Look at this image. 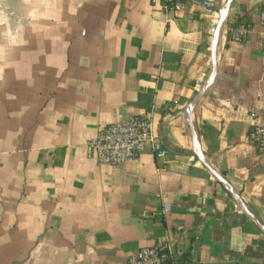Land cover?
Wrapping results in <instances>:
<instances>
[{
    "label": "crops",
    "instance_id": "1",
    "mask_svg": "<svg viewBox=\"0 0 264 264\" xmlns=\"http://www.w3.org/2000/svg\"><path fill=\"white\" fill-rule=\"evenodd\" d=\"M181 1L176 14L153 0H0V264H126L160 243L177 264H264V234L195 155L264 226V147L248 140L264 124L263 0L230 3L191 117L228 0ZM237 18L254 25L243 42L226 38ZM136 115L166 156L98 163V129Z\"/></svg>",
    "mask_w": 264,
    "mask_h": 264
},
{
    "label": "built area",
    "instance_id": "2",
    "mask_svg": "<svg viewBox=\"0 0 264 264\" xmlns=\"http://www.w3.org/2000/svg\"><path fill=\"white\" fill-rule=\"evenodd\" d=\"M166 13H184L190 5L181 0H153ZM215 20L210 23L214 32L218 14L213 12ZM259 25L264 28V0L259 7ZM254 30V25L245 19L237 18L227 27L226 38L231 42H243ZM204 81V80H203ZM250 143L264 147V124L254 125L248 132ZM98 163L119 166L135 159L149 149L157 158H164L168 153L166 147L154 132L150 117L136 115L124 121L112 122L98 129L90 142ZM167 212L171 205L163 203ZM126 264H177L172 258L170 246L160 243L151 247H141L136 253L128 256Z\"/></svg>",
    "mask_w": 264,
    "mask_h": 264
},
{
    "label": "water",
    "instance_id": "3",
    "mask_svg": "<svg viewBox=\"0 0 264 264\" xmlns=\"http://www.w3.org/2000/svg\"><path fill=\"white\" fill-rule=\"evenodd\" d=\"M231 2H232V0H228L226 2V4L224 5V7L221 8V10L218 13V21H217V25H216L214 32H213V35H212V44H211V54H212V61H213L212 70H211L209 77L207 78V80L203 84L201 90L197 93L196 97L193 99V101L188 106L189 117H191L193 107L196 105V103L198 102L200 97L208 89V87L210 86V84L212 83V81L214 79V76L216 73V60H215L216 45H217V42L219 39L221 24L224 20V17H225V15L229 9ZM195 144H196V139H195ZM195 155L198 158V160L200 161V163L214 177V179L217 180L218 182L222 183L230 191L232 197L234 198V200L236 202L238 209L244 215H246L252 221V223L264 234V226L262 224H260L259 221L257 220V218L248 210V208L246 207V205L244 204V202L242 201L240 196L229 188L227 181L206 162L202 152L199 150V148L197 146H196V150H195Z\"/></svg>",
    "mask_w": 264,
    "mask_h": 264
},
{
    "label": "trees",
    "instance_id": "4",
    "mask_svg": "<svg viewBox=\"0 0 264 264\" xmlns=\"http://www.w3.org/2000/svg\"><path fill=\"white\" fill-rule=\"evenodd\" d=\"M209 8V7H208Z\"/></svg>",
    "mask_w": 264,
    "mask_h": 264
}]
</instances>
